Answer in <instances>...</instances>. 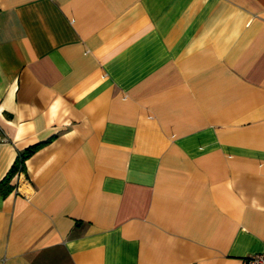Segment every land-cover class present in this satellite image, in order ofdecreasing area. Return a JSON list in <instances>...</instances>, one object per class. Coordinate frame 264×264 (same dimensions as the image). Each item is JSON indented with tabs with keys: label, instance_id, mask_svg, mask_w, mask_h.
<instances>
[{
	"label": "crops",
	"instance_id": "0c3cea01",
	"mask_svg": "<svg viewBox=\"0 0 264 264\" xmlns=\"http://www.w3.org/2000/svg\"><path fill=\"white\" fill-rule=\"evenodd\" d=\"M0 264L264 253V0H0Z\"/></svg>",
	"mask_w": 264,
	"mask_h": 264
},
{
	"label": "trees",
	"instance_id": "16d2710c",
	"mask_svg": "<svg viewBox=\"0 0 264 264\" xmlns=\"http://www.w3.org/2000/svg\"><path fill=\"white\" fill-rule=\"evenodd\" d=\"M35 147H37V145H32V146H30V147H28V148H26V149H24L23 151H20V152L18 153V156H17V158H16V160H15L13 166L11 167L10 172L8 173V175H6V177H4V178L2 179L0 185H3V186L6 185L7 182H8V180H9V178L11 177V175H12L13 173H16V172H18V171H23V169H24V160H25V158L27 157V155H28L30 152H32V150H33Z\"/></svg>",
	"mask_w": 264,
	"mask_h": 264
},
{
	"label": "built area",
	"instance_id": "2783aa9c",
	"mask_svg": "<svg viewBox=\"0 0 264 264\" xmlns=\"http://www.w3.org/2000/svg\"><path fill=\"white\" fill-rule=\"evenodd\" d=\"M20 171L16 172L19 174ZM244 264H264V253H254L243 258Z\"/></svg>",
	"mask_w": 264,
	"mask_h": 264
}]
</instances>
